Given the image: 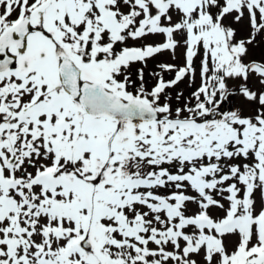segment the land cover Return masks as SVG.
<instances>
[{"label": "snow or ice", "instance_id": "obj_1", "mask_svg": "<svg viewBox=\"0 0 264 264\" xmlns=\"http://www.w3.org/2000/svg\"><path fill=\"white\" fill-rule=\"evenodd\" d=\"M0 264H264V0H0Z\"/></svg>", "mask_w": 264, "mask_h": 264}, {"label": "rangeland", "instance_id": "obj_2", "mask_svg": "<svg viewBox=\"0 0 264 264\" xmlns=\"http://www.w3.org/2000/svg\"><path fill=\"white\" fill-rule=\"evenodd\" d=\"M259 55H260V52H259V50H257V53H256L257 58H259ZM181 87L183 88L184 85H181ZM254 87H255V85H254ZM188 91H190V89ZM236 103L237 104L239 103V98L236 99Z\"/></svg>", "mask_w": 264, "mask_h": 264}]
</instances>
